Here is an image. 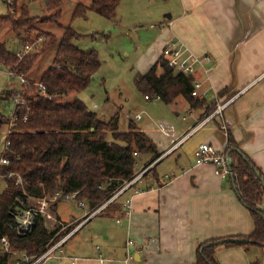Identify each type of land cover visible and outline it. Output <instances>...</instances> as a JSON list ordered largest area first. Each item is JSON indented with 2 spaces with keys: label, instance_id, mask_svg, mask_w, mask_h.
<instances>
[{
  "label": "trees",
  "instance_id": "obj_1",
  "mask_svg": "<svg viewBox=\"0 0 264 264\" xmlns=\"http://www.w3.org/2000/svg\"><path fill=\"white\" fill-rule=\"evenodd\" d=\"M43 5L45 17H30L25 6H20L18 11L13 9L14 13H10L7 7V13L0 16V24L10 26L20 47V50L11 52L0 41L2 68L27 80L38 59L55 48L53 60L38 83L28 79L27 84L21 86L20 102L14 108L16 120L7 135L8 148L1 152L0 147V158L8 161V165L0 166L5 185L0 192V240L6 237L11 253L28 259L14 261V255L2 256L0 252V264H30L103 206L95 216H106L104 211L127 190L136 193L160 186L156 166L161 161L149 170L154 174L151 176L153 185L144 181V174L118 194L137 176V166L144 160L143 156H150L148 164L161 157L155 143L133 122L127 124L125 131H120L116 115L102 122L77 98L69 103L58 102L69 93L82 92L98 72L100 61L93 50L82 52L71 43L77 34L69 26L64 28L58 41L53 34L39 29L37 24L62 28L63 0H43ZM117 5L118 0H91L87 5L77 3L72 20L87 11L111 19ZM26 44L32 46V51L20 59L16 53ZM192 81L190 76L174 74L161 55L146 73L136 75L134 86L149 101L158 99L164 105H171L181 98L190 109H203L206 117L213 113L215 104L208 105L204 98L192 97ZM38 86L45 92L41 93ZM14 93L12 89L3 91L0 105ZM226 93L223 90L217 95L222 97ZM7 123L0 111V133ZM227 143L224 153L231 161L228 179L235 196L249 211L254 230L247 237H229L199 244L195 264H219L214 252L220 246L245 250L250 246L264 248V176L237 149L230 136ZM17 176L22 179L21 185L16 184ZM57 194L61 201L75 195L74 200L83 202L88 208L86 217L62 230H49L44 218L37 216L32 230L25 236H18L14 220L15 210L20 208L18 199L48 200Z\"/></svg>",
  "mask_w": 264,
  "mask_h": 264
},
{
  "label": "crops",
  "instance_id": "obj_2",
  "mask_svg": "<svg viewBox=\"0 0 264 264\" xmlns=\"http://www.w3.org/2000/svg\"><path fill=\"white\" fill-rule=\"evenodd\" d=\"M177 2V11L165 16L154 45L150 47V44L146 50L145 64L150 68L161 56L162 49L178 40L193 56L210 59L197 67L192 76L202 84L200 91L209 89L207 104L233 100L221 116L211 113L204 117L203 109L187 107L177 128L167 125L168 128L159 131L152 126H140L139 130L162 154L158 165L169 160L171 170L158 176V187L133 192L128 197L123 193L119 198L125 199L121 210L102 216L115 219L119 226L125 225L135 243L125 242L120 253L112 250L108 235L104 236L108 245L101 251L99 246L88 249L87 244L81 247L68 244L97 217L95 214L103 206L91 219L89 216L73 229L42 264H57L53 260H63V264H195L199 244L252 234L253 219L235 196L228 177L215 174L210 165H195L192 153L204 143L224 153L230 136L237 149L264 176V0ZM12 40L18 45L17 38ZM223 90L227 93L218 97ZM140 120L141 116L136 122ZM153 183L151 180L149 184ZM126 201L128 208H125ZM127 211L129 214L125 216ZM50 215L53 221L61 219L57 208ZM152 219L155 222L148 223ZM214 258L219 264H264V248L250 246L245 250L220 246L215 249Z\"/></svg>",
  "mask_w": 264,
  "mask_h": 264
},
{
  "label": "rangeland",
  "instance_id": "obj_3",
  "mask_svg": "<svg viewBox=\"0 0 264 264\" xmlns=\"http://www.w3.org/2000/svg\"><path fill=\"white\" fill-rule=\"evenodd\" d=\"M89 2L91 0H63L60 22L62 28L52 24L36 25L42 31H48L57 38H61L64 28L69 26L77 34V38H74L71 43L82 52L93 50L97 53L100 61L98 72L82 92L79 94L69 93L62 100L58 99V102L69 103L77 98L102 122H107L116 115L120 131H125L129 122H133L138 128L152 126L159 131L160 128L165 130L168 126L177 128L182 123L181 117L185 114L184 110L188 107L183 99H176L171 105H164L156 99L147 101L134 86L136 75L147 72L149 67L145 64L146 50L150 44V47L154 45L153 40L160 32L159 27L164 24L165 16L177 11V0H118L115 15L111 19L103 18L93 11H87L83 16L72 20V12L76 4L87 5ZM20 6H25L32 17L47 16L43 0H17L13 7L18 11ZM6 13V3L0 0V16H4ZM13 38L17 37L12 33L10 26L1 23L0 41L5 43L8 51L16 52L20 50V47L14 44ZM169 44L170 42L167 46ZM54 54L55 48H51L38 59L28 76L34 83H38L42 74L48 69ZM10 87L11 89L19 87L18 78H10L8 70L0 66V95ZM12 109L13 104L10 99L3 101L0 105V111L6 119L9 118ZM176 113L179 114L178 117ZM138 114L141 116V120L136 122L134 117ZM6 129L7 125L0 133V147L4 142ZM142 158L144 160L137 166L135 179L145 174L144 181L149 183L152 179L151 176L154 175L149 170L159 159L148 164L150 156ZM170 165L169 160L158 165L156 168L158 176L168 174L171 170ZM129 184H125L120 192L126 190ZM4 186L3 180H0V192ZM125 193L124 197H128L133 191L127 190ZM124 201V198L114 201L104 213L113 214L120 211ZM77 204L76 200L51 201L50 211L57 208V214L61 219L59 221H53L52 217L45 219L48 229L66 228V224H72L71 220L79 219L73 223L76 225L84 219L88 208H82ZM19 205V215L21 214V216L23 212L21 213L20 210L27 211L29 208L38 209L40 207L37 200L29 197L25 200L19 199ZM93 216H90L89 219ZM92 219L68 244L72 243L80 247L82 244H87L88 249L99 246L101 251L104 249V245H108L104 241V236L108 235L110 238L108 243L111 244L112 250L120 253L127 240L135 243L133 237L126 232L125 225H117L115 219L101 216ZM154 222V219L148 220V223L153 224ZM21 258V255L13 256L14 261H19ZM52 262L64 263L63 260H53Z\"/></svg>",
  "mask_w": 264,
  "mask_h": 264
},
{
  "label": "built area",
  "instance_id": "obj_4",
  "mask_svg": "<svg viewBox=\"0 0 264 264\" xmlns=\"http://www.w3.org/2000/svg\"><path fill=\"white\" fill-rule=\"evenodd\" d=\"M6 3V6L10 8V13H14L13 6L15 5V0H3ZM32 51V46L26 44L23 46L22 50L20 52L16 53V56L21 59V57L24 54H27ZM161 55L165 58L167 61L168 67L173 71L174 74H182L184 76H190L192 77L195 73L197 67L201 66L203 63L209 62V57H196L193 56L180 41H171L170 44L164 47L162 50ZM8 76L10 78H18L19 81V87L13 88L12 90H15L16 93L12 95L10 98V101L13 104V109L10 113L7 123V129L5 134L4 142L2 143L1 152H4L8 148V142H7V135L10 132V129L13 125V122L16 120L14 115V108L17 104H19V91L21 90V86L27 84V80L23 77L16 76L14 72L8 71ZM193 91L191 93L192 97H197L199 99H205L206 96L209 93V89H205L204 91H200L202 84L198 81L193 80ZM41 93H44L45 90L43 87L38 86ZM145 100L149 101L148 97H144ZM158 100V99H156ZM233 100V98L226 99L223 102L215 101V109L212 113V116H221L222 111L225 107H227L230 102ZM211 116V117H212ZM26 118H23L25 120ZM135 120L140 119V115H136L134 117ZM193 161L195 165H210L214 167L215 174L221 176V177H229L231 175V172L227 166V155L225 153L218 152L214 147H212L210 144L204 143L199 145L192 153ZM8 165V161L0 158V166ZM138 179V178H137ZM135 179V180H137ZM0 180H3V176L0 174ZM135 180H133L130 184H132ZM16 184L21 185L22 179L17 176L16 177ZM129 184V185H130ZM123 191H121L119 194H121ZM75 195L67 196L66 200H74ZM59 199V195L57 194L51 199H35L37 200V203L40 205L38 209L29 208L27 211H21V214L19 215V208L15 210L14 213V220H15V226H16V232L17 235L22 237L27 235L33 228V221L34 218L37 216H40L44 218V220L47 218H51L50 215V202L51 201H57ZM19 203V199H18ZM129 202H126L125 208H128ZM80 207H84L83 202H78ZM25 214V215H24ZM129 213L128 211L125 213V216H127ZM73 233L71 231L69 234H67L63 239L58 241L55 245H53L51 248H49L45 253H43L40 257H38L36 260H34L30 264H42L44 261H46L50 255L55 252L58 247ZM128 244H131L130 241H127ZM0 252L2 256L4 255H14L10 251L9 243L6 237L1 238L0 240ZM21 257L28 261V259L21 255ZM17 264V263H16Z\"/></svg>",
  "mask_w": 264,
  "mask_h": 264
},
{
  "label": "water",
  "instance_id": "obj_5",
  "mask_svg": "<svg viewBox=\"0 0 264 264\" xmlns=\"http://www.w3.org/2000/svg\"><path fill=\"white\" fill-rule=\"evenodd\" d=\"M157 162H158V161H157ZM155 164H156V163H155ZM230 164H231V161H230L229 158L227 157V166H228V168H229Z\"/></svg>",
  "mask_w": 264,
  "mask_h": 264
}]
</instances>
